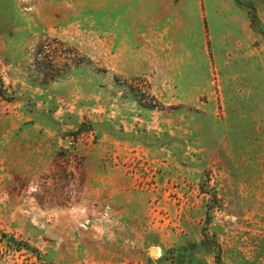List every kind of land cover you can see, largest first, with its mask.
I'll list each match as a JSON object with an SVG mask.
<instances>
[{"label": "rangeland", "instance_id": "374dc122", "mask_svg": "<svg viewBox=\"0 0 264 264\" xmlns=\"http://www.w3.org/2000/svg\"><path fill=\"white\" fill-rule=\"evenodd\" d=\"M0 78V264H264V0H0Z\"/></svg>", "mask_w": 264, "mask_h": 264}, {"label": "trees", "instance_id": "16d2710c", "mask_svg": "<svg viewBox=\"0 0 264 264\" xmlns=\"http://www.w3.org/2000/svg\"><path fill=\"white\" fill-rule=\"evenodd\" d=\"M251 19L253 21V23H255L256 26H258L259 24V19H258V16L257 14H255L254 12L251 14ZM0 96L4 99H7L9 100V98H7V92L5 90V85H4V82L2 80V78H0Z\"/></svg>", "mask_w": 264, "mask_h": 264}, {"label": "crops", "instance_id": "0c3cea01", "mask_svg": "<svg viewBox=\"0 0 264 264\" xmlns=\"http://www.w3.org/2000/svg\"><path fill=\"white\" fill-rule=\"evenodd\" d=\"M176 9V8H175ZM179 12V11H178ZM182 12V11H181ZM173 15H175L176 16V19H175V23H176V25H178V23L180 24V23H182V21H183V16H180V17H177V14H176V12H173ZM196 15V14H195ZM174 17V16H173ZM190 19H191V17H189Z\"/></svg>", "mask_w": 264, "mask_h": 264}, {"label": "water", "instance_id": "95a60500", "mask_svg": "<svg viewBox=\"0 0 264 264\" xmlns=\"http://www.w3.org/2000/svg\"><path fill=\"white\" fill-rule=\"evenodd\" d=\"M64 142H66V140Z\"/></svg>", "mask_w": 264, "mask_h": 264}]
</instances>
